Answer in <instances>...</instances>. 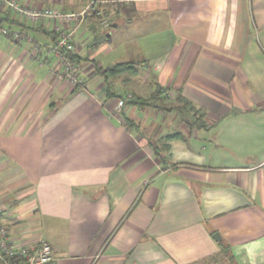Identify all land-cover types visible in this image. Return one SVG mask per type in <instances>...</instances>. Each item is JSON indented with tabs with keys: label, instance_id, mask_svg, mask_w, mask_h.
Masks as SVG:
<instances>
[{
	"label": "crops",
	"instance_id": "0c3cea01",
	"mask_svg": "<svg viewBox=\"0 0 264 264\" xmlns=\"http://www.w3.org/2000/svg\"><path fill=\"white\" fill-rule=\"evenodd\" d=\"M17 2L79 17L97 3L106 19L95 30L93 8L0 34L10 243L48 244V264H213L221 243L237 264H264V0ZM65 32L84 60L73 63L79 87L59 79L51 51ZM121 63L135 73L107 81ZM161 89L157 107L120 100Z\"/></svg>",
	"mask_w": 264,
	"mask_h": 264
},
{
	"label": "built area",
	"instance_id": "2783aa9c",
	"mask_svg": "<svg viewBox=\"0 0 264 264\" xmlns=\"http://www.w3.org/2000/svg\"><path fill=\"white\" fill-rule=\"evenodd\" d=\"M0 4L7 8H10L17 17L23 22H29L31 24L38 23L42 20L55 19L62 22L63 20L78 21L76 15L64 16L56 13L52 10H33L22 7L17 0H0ZM1 34L3 36L8 35L6 29H1ZM17 37V34H14ZM55 55L59 57L63 65L62 73L59 79L62 81H67L72 86H80L82 80L78 77L75 65L66 57L65 53L74 52V46L72 43V33H62L61 37L57 40V43L51 50ZM51 248L48 244L42 243L39 248H21L17 249L9 241V231L8 228L1 223L0 220V254L6 257L22 256L27 264H48L50 262Z\"/></svg>",
	"mask_w": 264,
	"mask_h": 264
},
{
	"label": "trees",
	"instance_id": "16d2710c",
	"mask_svg": "<svg viewBox=\"0 0 264 264\" xmlns=\"http://www.w3.org/2000/svg\"><path fill=\"white\" fill-rule=\"evenodd\" d=\"M117 1H122V0H117ZM27 24H29V22L21 21L14 13V11L0 4V34H1V29H5V27H8L9 29L13 27L16 28L20 27V28H25L26 30H31V28L29 27L30 25H28L27 28L25 27ZM53 42L57 43L55 38L53 39ZM65 55L72 63H80L81 61H84L80 57L75 55L74 52H68L65 53ZM134 66H135L134 63L116 64L114 66H110L106 68L105 71H103V76H105V78L108 81L110 78L120 74H124V73L134 74L136 71V68ZM165 92L166 90L161 89L152 96H150L149 98H140L135 95H132L130 98L121 96L120 100L123 102V104L134 106L137 108H141V109L152 108V107H157L158 102L164 104V102L167 99ZM178 102L181 103L184 108H187L188 110L187 113L193 121V123H191L192 126L206 127L205 123H201V118L204 115L203 114L200 115L201 112L197 110L195 106H193L190 102H188L181 96H179ZM198 117L199 119H197ZM125 124L131 128L134 127L133 122L128 119H125ZM173 138L174 136H168L166 140H171ZM220 247H221V255L215 258L214 260H212L213 264H237L234 257L231 255L228 246H225L224 244L221 243ZM0 264H27V262L22 256L16 255L13 257H6L0 254Z\"/></svg>",
	"mask_w": 264,
	"mask_h": 264
},
{
	"label": "rangeland",
	"instance_id": "374dc122",
	"mask_svg": "<svg viewBox=\"0 0 264 264\" xmlns=\"http://www.w3.org/2000/svg\"><path fill=\"white\" fill-rule=\"evenodd\" d=\"M88 3L89 2H87V1H85L84 2V4H83V6L85 7L86 5H88ZM79 4V3H78ZM80 5V4H79ZM92 5L93 4H91V6H89V8L90 7H92ZM93 8H95V12H94V20L93 19H91L92 21V23L94 24V29L95 30H105V28H104V26H103V21L106 19L105 18V15H97V12L96 11H98V10H100V9H102V8H104V7H101V5L100 4H94L93 5ZM93 8H90V11H93L94 9ZM88 10V9H87ZM87 10L85 11V12H83L82 14H81V16L80 17H78V18H84L86 15H89L90 14V11L87 13ZM103 10V9H102ZM92 14V13H91ZM79 20H81V19H79ZM113 21V20H112ZM67 22H69V21H66V20H63L61 23L62 24H64V25H66L67 24ZM108 24H110V26H112L114 23H112L111 21H109L108 22ZM30 27V26H29ZM5 29H7V30H15L16 29V27H13V28H11V29H9L8 27H5ZM111 29V28H110ZM51 42V41H50ZM119 101V100H118ZM118 101H116V103L115 104H118L119 106L121 105V104H119L120 102H118ZM118 102V103H117ZM191 123H193V121L191 120Z\"/></svg>",
	"mask_w": 264,
	"mask_h": 264
},
{
	"label": "water",
	"instance_id": "95a60500",
	"mask_svg": "<svg viewBox=\"0 0 264 264\" xmlns=\"http://www.w3.org/2000/svg\"><path fill=\"white\" fill-rule=\"evenodd\" d=\"M114 27H116V26H114ZM213 239H214L216 242H220V241H221V237L219 236V234H214Z\"/></svg>",
	"mask_w": 264,
	"mask_h": 264
}]
</instances>
